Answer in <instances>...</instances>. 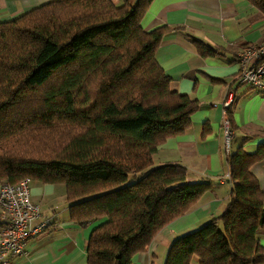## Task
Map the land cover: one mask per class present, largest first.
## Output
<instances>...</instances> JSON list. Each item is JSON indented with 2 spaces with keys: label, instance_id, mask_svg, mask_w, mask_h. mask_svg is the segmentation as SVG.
<instances>
[{
  "label": "trees",
  "instance_id": "trees-1",
  "mask_svg": "<svg viewBox=\"0 0 264 264\" xmlns=\"http://www.w3.org/2000/svg\"><path fill=\"white\" fill-rule=\"evenodd\" d=\"M152 1L50 0L0 20V181L64 184L72 220H102L87 264H132L213 187L188 181L180 164L153 167L158 147L192 126L201 103L175 90L155 58L163 36L182 28L145 30ZM191 41L202 57L223 54ZM235 105L225 109L233 137ZM209 132L206 122L201 137ZM249 139L226 156L224 210L174 239L164 264H264V191L251 172L264 142L247 152Z\"/></svg>",
  "mask_w": 264,
  "mask_h": 264
},
{
  "label": "crops",
  "instance_id": "crops-1",
  "mask_svg": "<svg viewBox=\"0 0 264 264\" xmlns=\"http://www.w3.org/2000/svg\"><path fill=\"white\" fill-rule=\"evenodd\" d=\"M50 0H0V20L12 19ZM115 5L124 0H111ZM153 0L141 20L149 31L160 26L181 27L165 34L155 58L172 78L175 90L200 101L191 117L192 126L182 135L168 138L153 155V165L180 164L188 181L208 180L210 191L163 229L145 252L137 253L132 264H164L170 244L178 236L203 225L224 210L231 192L227 178L222 122L225 100L236 99L234 131L230 149L241 145V136L250 139L242 146L254 152L264 142V91L252 89L239 79L236 54L249 44H258L264 35V0ZM194 37L220 49L222 55L202 57L191 41ZM211 78L220 79L213 82ZM209 134L202 138L204 123ZM252 125L246 131L243 127ZM255 130L258 134H254ZM264 191V159L251 166ZM2 181H0L1 183ZM31 200L51 219L48 229L27 242L26 253L13 264H87V244L92 229L102 220L80 225L70 217L64 184L32 181ZM264 246V229L259 232ZM192 264H198L193 259Z\"/></svg>",
  "mask_w": 264,
  "mask_h": 264
},
{
  "label": "built area",
  "instance_id": "built-area-1",
  "mask_svg": "<svg viewBox=\"0 0 264 264\" xmlns=\"http://www.w3.org/2000/svg\"><path fill=\"white\" fill-rule=\"evenodd\" d=\"M239 79L252 89L264 91V35L258 44H249L236 54ZM232 95L224 107L232 102ZM226 152L230 148L233 131L224 111L222 122ZM30 177L16 183H0V264H13L26 253L27 242L48 229L51 219L41 213L40 206L31 200Z\"/></svg>",
  "mask_w": 264,
  "mask_h": 264
},
{
  "label": "rangeland",
  "instance_id": "rangeland-1",
  "mask_svg": "<svg viewBox=\"0 0 264 264\" xmlns=\"http://www.w3.org/2000/svg\"><path fill=\"white\" fill-rule=\"evenodd\" d=\"M232 142H233V135H232V137L230 139V144H232ZM153 167H154V165H153Z\"/></svg>",
  "mask_w": 264,
  "mask_h": 264
}]
</instances>
